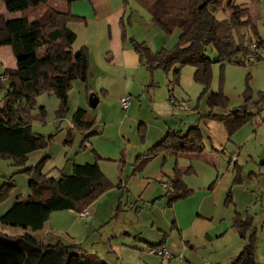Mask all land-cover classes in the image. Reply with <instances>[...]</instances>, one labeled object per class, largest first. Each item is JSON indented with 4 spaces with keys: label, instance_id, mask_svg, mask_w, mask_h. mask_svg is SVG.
Listing matches in <instances>:
<instances>
[{
    "label": "trees",
    "instance_id": "1",
    "mask_svg": "<svg viewBox=\"0 0 264 264\" xmlns=\"http://www.w3.org/2000/svg\"><path fill=\"white\" fill-rule=\"evenodd\" d=\"M49 1L3 0L9 12L23 11ZM149 1L154 9L153 23L165 34H173L180 29L178 40L173 47H162L156 51L146 42L133 38L130 39L131 45L150 72L161 69L171 74L174 86L179 85L185 66L196 67L194 80L203 85V89L194 108L200 107L205 100L210 108L206 117L223 122L230 140L244 124L264 109V90L258 92L255 100L248 81L243 95L245 101L254 108L253 112L240 107L233 113L227 110L229 98L223 90L211 91L215 62L244 65L251 56L249 47L252 43L258 46L259 51L264 49V39L256 32L250 8L237 5L234 0H226L229 15L220 19L215 12L224 7L225 0ZM77 18L71 12L55 9L45 23L30 22L26 17L9 20L0 14V46L10 45L17 59L15 69L3 72L10 80V87L0 83V158L10 161L19 168V172L27 174L30 188V194L18 196L0 218V264H108L99 255L86 251L75 239H61L54 244H47L42 237L54 212L71 210L81 215L88 211L101 194L114 187L101 169V156L97 155L94 162L74 163L72 173L61 170L58 176H52L43 170L49 156L43 157L36 164L27 165L29 154L47 148L51 138L33 127L35 122L47 121V110L38 104L37 97L43 93L56 95L60 102L55 116L57 119H64L70 111L69 92L73 82L76 79L87 82L89 79V48L85 46L77 54L71 50L77 35L68 24ZM251 31L257 36L249 35ZM124 36L126 37V33ZM209 46L216 48L218 59L212 60L207 56ZM259 51L255 60L264 58ZM219 106L226 111L216 112L215 109ZM72 122L73 129L84 135L81 146L86 147L90 137L97 133L92 131L96 117H91L86 109L79 108L74 113ZM138 133L141 142H144L147 138V124L140 123ZM70 141L71 134L66 139L67 143ZM161 150L176 156H199L204 151L200 126H191L185 133L170 131L156 147L137 156L134 169L143 170ZM261 164H264V160ZM236 168L235 166L234 172L237 175L232 184L241 183L244 179L236 172ZM192 171V167L182 171L175 166L174 174L169 179L172 192L168 191L163 195L167 197L169 205L193 193L194 190L183 180V176ZM122 182L121 179L115 186L123 191ZM15 186L14 176L0 183V204L11 196ZM233 203L230 189L225 204L230 206ZM123 205L124 202L120 200L116 215L123 210ZM8 226L24 231L11 234L6 231L5 227ZM232 229L246 241L234 264H258L254 216L235 211Z\"/></svg>",
    "mask_w": 264,
    "mask_h": 264
},
{
    "label": "rangeland",
    "instance_id": "2",
    "mask_svg": "<svg viewBox=\"0 0 264 264\" xmlns=\"http://www.w3.org/2000/svg\"><path fill=\"white\" fill-rule=\"evenodd\" d=\"M234 2L237 5L250 8L256 24V32L264 39V0H234ZM223 8L215 12L220 19L229 15L226 0ZM142 10L144 14H147L145 13L147 11ZM141 13H134L131 17L132 12L129 11L124 16L125 29L129 33L130 37L128 36V38H135L138 41L146 40L152 46L154 45V36L151 33L145 34V25L150 16L148 14L143 16ZM130 17L131 23H129ZM153 28L160 30L155 26ZM178 33H180V29H177L173 34L164 35L163 41L156 42V45L158 47H173L176 44L175 36ZM252 33H249V35L257 36V34L254 35ZM259 52L264 57V49H260ZM206 53L212 60H216L219 57L216 48L213 46H209ZM185 68L193 70L190 65L185 66ZM159 72L166 77L163 70ZM247 81L249 87L253 90L254 99L256 100L258 92L264 90V58L256 59L252 62L246 59L244 65L230 62H225V64L215 62L213 64L211 91L220 92L223 90L224 94L229 98L227 110L233 112L242 107L249 112L254 111L252 105L245 101L243 95ZM177 89L178 87L175 86L176 92ZM168 93V87L165 82L160 87V94L162 96L165 95L166 100H168ZM189 103L190 105L187 104L188 109L195 105L192 100ZM201 107L202 115L207 114L210 110L205 100H203ZM115 109V107H110L105 102L100 103L96 108L88 106L89 115L96 117L94 127L102 130V134L92 135L93 146L103 156L104 159L102 158L99 164L103 166L104 173L114 184V187L101 194L91 207L87 209L89 212L88 218L81 217L71 210L54 212L49 220V223L52 222L53 226L51 228L53 231L50 235H45V242H49V237L54 235H59L60 239L64 241L75 239L76 242L83 245L86 251L99 255L108 264H197L198 262L190 257L191 252L200 253L206 250L209 246L204 241L205 239L207 243L209 241L206 235L220 233L226 226V223L220 221V217H218L219 212H223L226 209L222 205V187L227 185L230 176H232L231 181L233 183L237 175L234 172V167L236 166V172L246 181L245 185L250 186L252 183L248 177L251 175L256 177L255 183H252L255 191L248 193V196L253 199L249 204L252 207V213L248 212V214L254 216V225L255 227L256 225L258 226V229L256 228L257 262L258 264H264V164H261L262 172L260 173L259 158H257L259 153H264V109L244 124L243 130L237 136L238 139H243L245 134L252 133L253 138L248 139V145H244L246 146L244 147L245 150L241 151V148L237 147L230 157V150L224 151V146H220L217 137L212 136V139H210L208 137L209 131L207 132L204 124H202L203 144L205 146L199 157L192 159L187 154L176 156L173 153L167 154L161 150L138 174L133 172L131 163L134 160L136 151L135 142L139 145L142 144L138 133L139 123L133 131L129 130L128 124H125L124 132L131 138L119 137L118 127H110L113 126L111 124L113 122H108V116L113 119H119L118 116H114L113 112ZM121 110L125 115L126 110L122 107ZM215 110L218 113L226 111L225 108L220 106ZM189 112L185 111V113ZM69 126L71 124L68 121L66 122L64 119L50 120L48 115L45 123L35 122L33 125L34 129L47 137L51 136V138L47 148L36 150V152L29 154L27 165L36 164L43 157L49 156L44 163L43 170L52 176H58L61 170L64 173H72L74 163L96 161L97 157L96 153L93 152L92 145L87 147L86 144V147H82L84 135L77 129H69ZM70 134L71 141L67 143L66 139L69 138ZM247 142L246 140L245 143ZM262 143L263 145H261ZM213 145H216L219 149H212ZM121 149L124 150V160H121ZM239 151H241L240 154ZM249 151L251 158L248 156ZM90 153L92 155L88 156H92L93 159L91 161L85 160L84 158L88 157L86 154ZM215 159L216 162L212 164L211 162ZM123 161H125L124 164ZM176 163L182 170L188 169L190 166L194 167L196 172L185 175V180L191 181L190 187L194 189V192L169 205L167 197L163 195L168 191L172 192L169 179L174 174ZM103 164H105V168ZM229 166L230 170H228ZM18 170L19 168L12 165L10 161L0 158V183L8 177L14 176V182L17 184L6 201L18 195H29L27 194L28 192L26 194L22 192L25 184L29 186L28 176ZM5 172L6 177L4 176ZM121 179L123 180V191L115 186ZM162 181L166 182V184ZM212 184L214 188H210ZM239 188L235 190H239ZM239 198L243 203L246 202L243 194H240ZM120 200L124 202L123 210L116 215ZM224 205L230 207L225 204V200ZM205 215H215V218H210L212 216L205 218ZM174 221L179 229L182 228V235L181 231L173 227ZM260 224H263V227L259 226ZM15 229L8 226L7 232L15 234L17 233ZM164 236L171 252L172 250L176 251L175 248L177 246L182 245L184 247L185 244L186 256L184 250H180L178 255L175 254L176 258L172 260H165L151 253L149 250L153 246H149L148 242L158 243ZM57 240L59 239L55 241ZM76 257L78 258V256ZM189 260L192 263H189Z\"/></svg>",
    "mask_w": 264,
    "mask_h": 264
},
{
    "label": "crops",
    "instance_id": "3",
    "mask_svg": "<svg viewBox=\"0 0 264 264\" xmlns=\"http://www.w3.org/2000/svg\"><path fill=\"white\" fill-rule=\"evenodd\" d=\"M53 9L62 12H71L74 16L78 17L77 19L70 21L68 24V27L77 35L76 41L71 48L72 52L77 54L85 46L88 47L91 52V65L88 81L85 82L76 79L73 82V87L69 92L70 111L69 114L64 118L66 122L68 121L69 124H71L69 129L73 128L72 119L74 113L79 108H84L88 111V106H90L89 98L91 95L96 94L99 97V103L97 107L100 103L105 102L109 104L110 107L116 108L113 113L114 116H118L119 119H113L111 116H108V122H113L111 123L113 126L110 127H118L119 137L122 136L124 138H131V136L124 132L125 124L129 125V130L131 131L135 129V126L138 123L147 124L146 140L141 142L142 144L140 145L135 142L136 151L134 153V160L131 163L134 173L138 174L142 171H136L133 166L138 155L145 154L152 150L168 135L170 131L177 130L183 131V133H185L191 126L199 125L201 128L202 124H204L207 132L209 131L208 137L210 139H212V136L217 137L220 142V146H224V151L230 150V157L235 152L234 149L237 147L241 148V151L245 150L244 147H246L249 143L248 139L253 138L252 133L248 135L245 134L243 139H238L237 136L243 130V127H241L229 140L228 133L223 122L217 119L207 118L206 115L208 113L202 115L201 105L200 107L197 106V108L199 107L200 109L194 108L195 105L189 109L182 108L180 106L183 103L190 105L189 101L191 100L192 102H195L194 104H196L195 100H197L201 94L203 85L196 83L194 80L196 67L192 66L193 70L187 69L185 67L182 69L180 83L179 85H175L178 87L176 92L175 86L171 82V74L164 73L166 74V77H164L163 74L159 72L161 70L150 72L141 62L139 54L135 51L130 43L131 38H128L129 33L125 29L124 16L129 11L132 12L131 17L134 15V13H141L142 9L147 11L145 13H147L150 17L145 25V34L148 35V33H151L155 40L154 43L152 42L154 44L152 45L153 47L150 46L146 40L144 42H146L155 51L161 49L162 47H158L156 42L159 43L161 40L163 41V37L166 34L155 23H153L154 9L152 8L149 0H78L73 2H68L65 0H50L45 4H40L38 6L17 12H9L3 0H0V14L9 20L26 17L30 22L39 21L41 23H45ZM141 14L143 16H147V14H144L143 10ZM131 17L129 18V23H131ZM153 26L160 30H155ZM125 33L126 37L124 36ZM179 35L180 33L175 36V42H177L176 40ZM16 67L17 59L13 53L12 47L10 45H1L0 74L6 69H15ZM165 82L169 91L168 97L170 98L172 96L170 98L171 100L169 98L166 100V96H162L160 94V87ZM125 96H131L132 101L129 108L124 109L126 110V114L124 115L121 110V99ZM37 102L39 105L46 108L47 115L49 116L50 120H58L55 116V111L58 108L60 101L56 95L43 93L37 97ZM185 111L190 112L185 113ZM92 131H97L94 136L102 134V130L96 129V127H93ZM246 140L248 141L247 143H245ZM93 141V136H91L89 142H87V147L92 145L93 152L96 153V156L100 155L102 159L103 156L93 146ZM229 143L232 144L229 145ZM245 144L246 146H244ZM261 145H263V143ZM214 148L219 149V147L216 145L212 146V149ZM241 151H239V154ZM121 153V160H124V150H122ZM262 154L264 153H259V157H257L259 158V161L258 159L257 161L260 173L262 172L261 162L264 160V155ZM88 155H92V153L86 154V156ZM248 156L251 158L250 151ZM188 157L193 159L199 156L190 155ZM84 159L91 161L93 157L88 156ZM215 162L216 159L211 163L213 164ZM103 165L105 168V164ZM230 166L228 167V170H230ZM192 168V172H196L194 167ZM101 169L103 170V166H101ZM4 176L6 177V172L4 173ZM248 178L250 182L255 183V175H251ZM228 179L227 185L222 187V205L224 209H226L223 210V212L220 211L218 215V217H220V221L226 223V226L220 233L215 235H206V238L209 240L208 243L206 239L204 240L205 243L209 245L206 250L200 253L191 252L190 257L196 260L198 262L197 264H234L237 255L240 253L246 243V241L232 229V224L235 211H238L242 215H247L248 212L252 213V207L249 204L253 199L248 196V193L255 190L253 189L252 183L250 186L245 185V179H243V182L238 184H232V176H230ZM183 180L190 189H193L190 187L191 181L185 180V175L183 176ZM210 188H214L213 185H211ZM236 188H239V190H235ZM230 189L232 190L234 203L233 205H230V207H226L224 205V200L226 199V194ZM22 192L24 194L27 192V194H30V188L27 186V184L23 186ZM240 194H243V197L246 200L245 203H243L239 198ZM18 196L13 199L11 198L0 205V218L13 205ZM220 196L221 194L219 195L218 201ZM205 216V218H209L207 216H212L210 218H215V215ZM52 226V222H48L46 224V227L42 233L44 241L46 239L45 235H50L53 231L51 228ZM259 226L263 227V224H260ZM173 227L181 231L180 233L182 235V228L179 229L177 224L175 225V221ZM5 228L7 231L8 227ZM256 228L258 229L257 225ZM18 229L21 228L15 229L17 233L24 231L23 229ZM49 238V242L45 243L54 244L61 240L59 235L50 236ZM56 239L59 240L55 241ZM148 243L149 246L162 244L169 248L165 236L158 243ZM175 249L176 251L172 250L174 255H178L180 254L178 253L180 250H184L186 256L185 244L184 247L180 245ZM208 259L209 261H207ZM189 263H192V261L189 260Z\"/></svg>",
    "mask_w": 264,
    "mask_h": 264
},
{
    "label": "built area",
    "instance_id": "4",
    "mask_svg": "<svg viewBox=\"0 0 264 264\" xmlns=\"http://www.w3.org/2000/svg\"><path fill=\"white\" fill-rule=\"evenodd\" d=\"M250 50H251V56L249 57V61L252 62V61H255V55L257 54V52L259 51L258 49V46L256 44H251L250 45ZM0 83L5 86V87H10V80L8 78V76H6L5 74L1 73L0 74ZM131 101H132V97L131 96H125L121 99V104H122V107L124 109H128L130 104H131ZM182 108H188L187 107V104H181L180 105ZM172 188V187H170ZM81 217H84V218H88L89 216V213L88 211H84L81 213L80 215ZM151 253H154L158 256H160L162 259H165V260H172V259H175L176 258V255H174L165 245H156V246H153L150 248L149 250ZM180 259H182L180 257Z\"/></svg>",
    "mask_w": 264,
    "mask_h": 264
},
{
    "label": "water",
    "instance_id": "5",
    "mask_svg": "<svg viewBox=\"0 0 264 264\" xmlns=\"http://www.w3.org/2000/svg\"><path fill=\"white\" fill-rule=\"evenodd\" d=\"M89 102H90V106L92 108H96L98 103H99V97L96 94H93V95L90 96ZM235 112H237V110L233 111V113H235Z\"/></svg>",
    "mask_w": 264,
    "mask_h": 264
}]
</instances>
